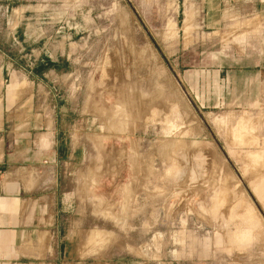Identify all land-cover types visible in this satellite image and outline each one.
I'll return each instance as SVG.
<instances>
[{
	"label": "rangeland",
	"instance_id": "1",
	"mask_svg": "<svg viewBox=\"0 0 264 264\" xmlns=\"http://www.w3.org/2000/svg\"><path fill=\"white\" fill-rule=\"evenodd\" d=\"M14 10L76 42L60 85L95 135L72 179L90 261L264 264V2L0 0V43L32 69Z\"/></svg>",
	"mask_w": 264,
	"mask_h": 264
},
{
	"label": "crops",
	"instance_id": "2",
	"mask_svg": "<svg viewBox=\"0 0 264 264\" xmlns=\"http://www.w3.org/2000/svg\"><path fill=\"white\" fill-rule=\"evenodd\" d=\"M22 16L14 40L36 65L22 66L26 59L0 43V264H99L90 261L84 240L90 216L79 209L72 182L95 135L77 91L60 85L73 74L76 42L65 35L32 38ZM242 59L251 64L239 73L252 77L258 59Z\"/></svg>",
	"mask_w": 264,
	"mask_h": 264
},
{
	"label": "trees",
	"instance_id": "3",
	"mask_svg": "<svg viewBox=\"0 0 264 264\" xmlns=\"http://www.w3.org/2000/svg\"><path fill=\"white\" fill-rule=\"evenodd\" d=\"M52 65H53V64H48L47 67H42V68H40L38 71L42 72L43 68L46 69V68H48V67H50V66H52Z\"/></svg>",
	"mask_w": 264,
	"mask_h": 264
}]
</instances>
